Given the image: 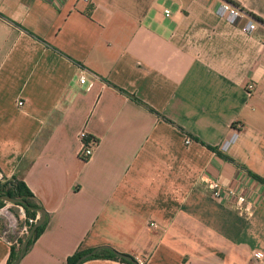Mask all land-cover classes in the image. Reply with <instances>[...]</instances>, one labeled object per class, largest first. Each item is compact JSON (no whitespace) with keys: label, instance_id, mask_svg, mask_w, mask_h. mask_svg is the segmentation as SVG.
I'll list each match as a JSON object with an SVG mask.
<instances>
[{"label":"crops","instance_id":"0c3cea01","mask_svg":"<svg viewBox=\"0 0 264 264\" xmlns=\"http://www.w3.org/2000/svg\"><path fill=\"white\" fill-rule=\"evenodd\" d=\"M229 1L0 0V173L46 214L18 264L98 246L141 264H264V0ZM222 2L256 29L218 17ZM235 123L222 157L193 140L217 150ZM210 178L242 188L251 217L212 200Z\"/></svg>","mask_w":264,"mask_h":264},{"label":"built area","instance_id":"2783aa9c","mask_svg":"<svg viewBox=\"0 0 264 264\" xmlns=\"http://www.w3.org/2000/svg\"><path fill=\"white\" fill-rule=\"evenodd\" d=\"M83 3H88L89 0H79ZM166 14L167 11H164ZM215 13L218 17L225 19L229 24L238 25V29L247 35L251 34L257 27V24L249 13L236 5H231L227 2H222L216 8ZM262 55L264 58V41L262 42ZM86 80L83 75H80L77 79L79 85L85 84ZM91 87L90 83L86 84V90ZM254 88L252 82L245 83L243 89L249 95ZM22 103L17 102V106H21ZM241 129V125L235 123L231 127V131L227 139H224L217 147L219 153L226 152L231 143L234 141L237 132ZM77 140V155L79 159L86 160L89 158L93 148L96 146V140L89 136L85 130H80L76 133ZM190 140L185 137L183 143L187 145ZM3 177L0 173V183L3 182ZM205 189L208 191L212 200L219 203H228L239 215L245 216L246 218L251 217L253 213L254 200L242 189H234L231 186H222L216 179H205ZM18 210V217L14 219L12 216H8L4 213V208L0 209V216L4 218L5 224L0 230V240L3 241L9 247L17 246V241L21 240L22 237L27 234L28 229L33 223L37 222V216L30 219L24 218V210L21 206H16ZM23 219L22 223H19ZM150 227H154L153 223H149ZM12 235L13 237H8ZM263 253L256 251L254 257L256 259L262 258ZM138 264H141L140 262ZM248 264H255L249 262Z\"/></svg>","mask_w":264,"mask_h":264},{"label":"trees","instance_id":"16d2710c","mask_svg":"<svg viewBox=\"0 0 264 264\" xmlns=\"http://www.w3.org/2000/svg\"><path fill=\"white\" fill-rule=\"evenodd\" d=\"M226 1L231 3V4H234L233 2H231L229 0H226ZM131 98L133 100H135V98H133V97H131ZM149 111L153 112L150 109H149ZM156 115L158 117H160L161 119H163L165 122L171 123L170 121H168L167 119L163 118L162 116H160L158 114H156ZM193 140L195 142L203 145L206 149H208L210 151H213V152H215V154L221 156L220 153L215 148L209 147V146L203 144L202 142H200L196 138H193ZM0 195H5V196H8L10 198H14V199H18V200L22 201V203H23V205L25 207L23 205H20V206L23 207L24 215L26 217H29V218H34L35 217L36 212L33 211L32 209L39 208V205L36 203V201L34 200L32 194L28 191V189L26 188V186L23 184L22 181L17 180L16 178H11L9 180L1 182L0 183ZM2 204H3V202L0 201V207L2 206ZM16 205H19V204H16ZM45 219H46V217H45ZM43 226H44V224L42 226L36 228V230L34 231V233L31 236V239L29 240V242L27 244L26 251L33 244V242L36 240V238L40 235V233L43 230ZM23 240L17 241V246H15V247L11 246L10 247L9 255H8L6 264H12V262L16 259L18 251H19V248H20V245L22 244ZM85 252L86 251H80V250L76 251L72 256L67 258L65 264H73ZM87 259H110V260L118 261V262H121V263L130 264V263H128V262H126V261H124V260H122L120 258L114 257L108 251H100L97 254H95L92 257L87 258Z\"/></svg>","mask_w":264,"mask_h":264},{"label":"water","instance_id":"95a60500","mask_svg":"<svg viewBox=\"0 0 264 264\" xmlns=\"http://www.w3.org/2000/svg\"><path fill=\"white\" fill-rule=\"evenodd\" d=\"M0 201L23 205L22 201H20L18 199L10 198V197L5 196V195H0ZM32 210L39 214V219L37 220V222L35 224H33L29 228L24 240L22 241V244L20 245L17 257L12 262V264H18L20 258L23 256V254L26 251L27 244H28L29 240L31 239L32 234L34 233V231L36 230L37 227L42 226L45 222L46 214L40 207L36 208V209H32ZM100 251H108L116 258H120V259H122V260H124L130 264H138L130 256L120 254V253L114 251L113 249H111L110 247H107V246H98V247H95V248L83 253L73 264H80L83 260L92 257L93 255L97 254Z\"/></svg>","mask_w":264,"mask_h":264},{"label":"rangeland","instance_id":"374dc122","mask_svg":"<svg viewBox=\"0 0 264 264\" xmlns=\"http://www.w3.org/2000/svg\"><path fill=\"white\" fill-rule=\"evenodd\" d=\"M82 161H84V160H82ZM16 206H20V205H16V204L9 203V202H3L2 206L0 207V209L4 208V213H7L8 216H12L14 219H16L18 217V215H19ZM21 208L23 209V207H21ZM36 216H37V219H39V214L38 213L35 214V217ZM24 218L25 219H30L29 217H26L25 215H24ZM22 222H23V219H21V221L19 223H22ZM4 224H5V220H4L3 217L0 216V225H1V227H3ZM33 224H35V223H33ZM25 236H26V234L22 237L21 240H23L25 238ZM8 237H13V236L9 235Z\"/></svg>","mask_w":264,"mask_h":264}]
</instances>
